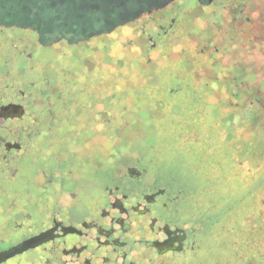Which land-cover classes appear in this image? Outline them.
Returning <instances> with one entry per match:
<instances>
[{"label": "flooded vegetation", "instance_id": "af4514ba", "mask_svg": "<svg viewBox=\"0 0 264 264\" xmlns=\"http://www.w3.org/2000/svg\"><path fill=\"white\" fill-rule=\"evenodd\" d=\"M111 2L0 0V264H264V0Z\"/></svg>", "mask_w": 264, "mask_h": 264}, {"label": "rangeland", "instance_id": "374dc122", "mask_svg": "<svg viewBox=\"0 0 264 264\" xmlns=\"http://www.w3.org/2000/svg\"><path fill=\"white\" fill-rule=\"evenodd\" d=\"M89 0H80V2L82 3H85V2H88ZM101 2V0H90V3L91 2ZM167 2L168 0H161V2ZM103 6H108L106 3H103L101 2ZM138 0H135V6L137 7L138 6ZM151 4V0L149 1V4L148 6ZM174 5V4H173ZM141 6V5H140ZM138 6V7H140ZM112 7V6H111ZM168 11V9H167ZM262 12V11H261ZM111 13V12H110ZM129 13H127V15H129ZM259 14V13H258ZM107 17V16H106ZM193 17H191V21L187 20V23H189L191 25L190 28H193V27H196L197 28V24H195L196 20H193ZM244 17H250L252 20H254L256 17H258L257 15H251V14H244ZM212 22V21H210ZM205 23L203 24L202 27H200L199 30H192L191 32H185V36L187 38H189L190 40H192V38H201V40H204V38H208L209 34H207V32H204V31H209L210 32V38L212 37V45L208 44L206 41H199L197 45V52H199L201 49H204L206 53H211V52H214L215 49L217 50H220V46L224 43V38H222L223 36H225V38L233 33L236 32L237 29H232L229 31V29H225L227 28L226 26L222 29V28H219L218 33H216L215 31L211 30L212 27H209V24L211 23ZM111 26H107L105 25V29H108L110 28ZM199 27V26H198ZM191 33V34H190ZM194 35H197V36H194ZM198 38V39H199ZM126 40V39H125ZM251 40V41H250ZM232 41V40H231ZM249 43L247 45H244V44H240V49L244 51V56H247L249 58H253L254 55L258 54L261 51H263L264 49V30L263 31H260L258 30L256 32L255 35H253V37H250L249 38ZM180 45H182L183 47L185 46V44L181 43ZM233 44L231 45V48H232ZM182 52V50L180 51ZM236 53H234L235 55ZM224 53L223 54H220L218 53V57L216 59L217 62H221V60L223 62H227L229 63L228 65V70L232 67V65L234 66V64L238 61L236 60H233V59H230L231 58V55H227L226 59L224 58ZM233 63V64H232ZM232 64V65H231ZM204 74H212L211 72H208V71H202ZM200 72V74H203ZM253 84H255L254 82H250L248 83L247 85L246 84H243V86H240L241 89H244L246 88L249 92H250V96L251 95H256V96H262V93L260 92V90L256 87H253ZM253 88V89H252ZM251 98V97H250ZM250 98H247L245 101H248V102H252V99Z\"/></svg>", "mask_w": 264, "mask_h": 264}, {"label": "trees", "instance_id": "16d2710c", "mask_svg": "<svg viewBox=\"0 0 264 264\" xmlns=\"http://www.w3.org/2000/svg\"><path fill=\"white\" fill-rule=\"evenodd\" d=\"M30 1L33 2L35 0H30ZM57 1H68V0H57ZM69 1H71L73 6H75V7H79L80 8L81 6L85 5V3L80 2V0H69ZM111 1L112 0H101V2L106 3L108 6H112L113 7L114 5L112 3H114V2H111ZM138 1L142 2V3H140L141 6L147 7V5H148L147 2L150 1V0H138ZM151 1H153V2L150 5H155L157 0H151ZM88 2H89V5H92V2L90 3V0ZM101 2H97V3H99L100 6H103ZM97 6H98V4H97ZM122 7L124 9H128V10H131V9L134 10L135 8H137V9L140 8L138 6L137 7L135 6V0H122Z\"/></svg>", "mask_w": 264, "mask_h": 264}]
</instances>
